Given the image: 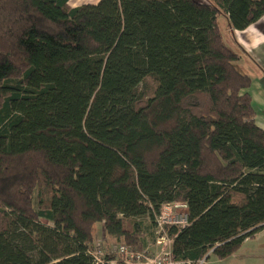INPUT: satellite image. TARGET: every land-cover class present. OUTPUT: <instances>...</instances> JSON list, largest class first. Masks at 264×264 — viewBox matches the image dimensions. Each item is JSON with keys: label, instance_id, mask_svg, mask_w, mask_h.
<instances>
[{"label": "trees", "instance_id": "trees-1", "mask_svg": "<svg viewBox=\"0 0 264 264\" xmlns=\"http://www.w3.org/2000/svg\"><path fill=\"white\" fill-rule=\"evenodd\" d=\"M70 3L0 0V264H95L100 225L142 250L179 202L172 257L232 256L264 230V129L219 17L264 0Z\"/></svg>", "mask_w": 264, "mask_h": 264}, {"label": "built area", "instance_id": "built-area-1", "mask_svg": "<svg viewBox=\"0 0 264 264\" xmlns=\"http://www.w3.org/2000/svg\"><path fill=\"white\" fill-rule=\"evenodd\" d=\"M189 223L186 203L179 202L167 205L163 208L158 219L159 236L154 243L157 246L165 243L168 247L166 250L154 254L149 248L141 251L138 248H129L124 244L110 246L106 250L99 246L98 242H95L89 248V254L93 257L95 264H191L190 261H180L172 257V245L175 237L169 236L167 230V227L170 226L183 229ZM206 257L197 264H203Z\"/></svg>", "mask_w": 264, "mask_h": 264}, {"label": "crops", "instance_id": "crops-1", "mask_svg": "<svg viewBox=\"0 0 264 264\" xmlns=\"http://www.w3.org/2000/svg\"><path fill=\"white\" fill-rule=\"evenodd\" d=\"M81 2L82 1L79 0V2L73 6L86 5L82 3H86L87 1ZM263 20L264 16L258 22L240 31L230 30L227 28L234 35L235 41L241 47L243 54L257 55L255 50H258L259 47H261V41L264 40V37L261 41H258L259 38L252 35L253 33L251 30H254L255 26H257ZM236 36L238 37V40ZM239 53L241 54L239 63L244 62L242 53ZM261 56L264 57V52L261 53ZM241 72L249 75L252 79V85L246 90V92L250 93L252 96L253 105L257 112L256 122L264 129V108L261 109V107H264V79H256L254 72L246 70V68ZM261 74L264 76V68L261 71ZM203 264H264V230L258 232L253 238L246 239L242 247L232 256L226 259H220L215 254L210 253L207 255Z\"/></svg>", "mask_w": 264, "mask_h": 264}, {"label": "rangeland", "instance_id": "rangeland-1", "mask_svg": "<svg viewBox=\"0 0 264 264\" xmlns=\"http://www.w3.org/2000/svg\"><path fill=\"white\" fill-rule=\"evenodd\" d=\"M81 1L82 2L87 1L86 3L81 2L82 4H86V6H88V5L92 6V5L96 4V2H97V0H81ZM198 1L208 2L209 0H198ZM78 2H79V0H71L70 4L74 5ZM219 24H220L222 33L224 34V38H225L226 43L229 44L230 46L238 49L239 52L242 53V56L244 58V62L239 63L240 60H238L235 63L236 66L239 68V70L243 71L246 68V70H250V71L254 72L256 79L263 80L264 76L261 74V71L264 68V57L261 56V53L264 52V40H262V38L264 37V20L262 22H260L257 26H255L254 30H251L253 33L252 35L259 38L258 41L262 40L261 41V47H259L258 50H255L257 55H255V54H252V55L243 54V52L241 51V47L235 41L234 35L231 33V31H229L227 29L228 22H227L224 15H220ZM211 36H212V32L209 31V34H208L209 40L211 39ZM236 38L238 40L237 36H236ZM153 89H154V86L152 84V81H150V80L146 83L145 88L143 87V90L147 91L148 93H152ZM107 102H108V100L106 98H95L93 101L94 104H107ZM263 108L264 107H261V109H263ZM260 114H263V113H260ZM104 236H105L104 230L102 229V226L100 225L99 226V232H98L97 239H96L98 242L97 244L99 246H102V248L107 250L108 248H110V246H113L114 244L110 243V241L106 240ZM146 248H149L151 250V252L155 254V253H160V252L166 250L168 247L165 243H163V244L158 245V246L155 244H152V245H149L148 247H145L144 249H146ZM114 258H116V257H114Z\"/></svg>", "mask_w": 264, "mask_h": 264}]
</instances>
